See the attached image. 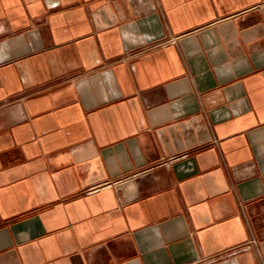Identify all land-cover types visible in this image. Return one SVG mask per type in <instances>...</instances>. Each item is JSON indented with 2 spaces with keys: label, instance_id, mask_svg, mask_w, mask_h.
Listing matches in <instances>:
<instances>
[{
  "label": "crops",
  "instance_id": "crops-1",
  "mask_svg": "<svg viewBox=\"0 0 264 264\" xmlns=\"http://www.w3.org/2000/svg\"><path fill=\"white\" fill-rule=\"evenodd\" d=\"M262 4L0 0V264H264Z\"/></svg>",
  "mask_w": 264,
  "mask_h": 264
},
{
  "label": "built area",
  "instance_id": "built-area-1",
  "mask_svg": "<svg viewBox=\"0 0 264 264\" xmlns=\"http://www.w3.org/2000/svg\"><path fill=\"white\" fill-rule=\"evenodd\" d=\"M262 8L264 9V5L262 4ZM255 244V242H253V243H251V244H245L244 246H240V247H238V248H235L233 251L235 252V251H238V250H240V249H250L251 247H252V245H254Z\"/></svg>",
  "mask_w": 264,
  "mask_h": 264
}]
</instances>
